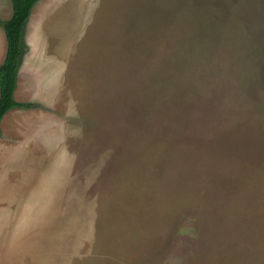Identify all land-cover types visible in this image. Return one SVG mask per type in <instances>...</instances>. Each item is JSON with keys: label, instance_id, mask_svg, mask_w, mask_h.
I'll list each match as a JSON object with an SVG mask.
<instances>
[{"label": "rangeland", "instance_id": "rangeland-1", "mask_svg": "<svg viewBox=\"0 0 264 264\" xmlns=\"http://www.w3.org/2000/svg\"><path fill=\"white\" fill-rule=\"evenodd\" d=\"M23 49L0 264H264V0H38Z\"/></svg>", "mask_w": 264, "mask_h": 264}, {"label": "trees", "instance_id": "trees-1", "mask_svg": "<svg viewBox=\"0 0 264 264\" xmlns=\"http://www.w3.org/2000/svg\"><path fill=\"white\" fill-rule=\"evenodd\" d=\"M12 16L0 19L7 38V52L0 66V122L5 114L16 107L29 108L33 103H19L14 99L18 71L24 54V32L32 8L38 0H11Z\"/></svg>", "mask_w": 264, "mask_h": 264}, {"label": "crops", "instance_id": "crops-1", "mask_svg": "<svg viewBox=\"0 0 264 264\" xmlns=\"http://www.w3.org/2000/svg\"><path fill=\"white\" fill-rule=\"evenodd\" d=\"M1 3H2V1L0 2V5H1ZM6 6L8 7V9H6ZM10 8H11L10 4L5 3V8L1 7L0 11H1V13H4V12H7V10L10 11ZM12 13H13V11H12ZM12 13H10L11 15H9V17H7V19L12 16ZM5 38H6V34H5ZM6 52H7V38H6L5 46L0 48V66L3 64V62L5 60ZM30 59H31V50L29 49L24 56L23 66L20 65L21 67L19 68V71H18L16 89L14 91V99L16 102H19V103H33V106L29 107V108H18V107L14 108V109L9 111V113L7 114L8 116L7 115H6L7 117L5 116L6 118L1 120L2 123L0 126V132L1 131L7 132L9 130V128L7 126H5V124H4L5 122H7V123L9 122V124L12 123V125L9 127L14 129L15 133H17L16 139L14 137H12V139L8 140L7 142H6V140L0 139V156L1 157L6 155V154H10V155L14 156L13 159H17V160L19 159L18 158V152L20 151L21 146L19 145V149H16L15 146H16L17 142L21 141L20 140V138H21L20 134H23L24 132H26V127H28V125H29L28 122H30L31 118L34 120L33 122H35V124H36L37 121L41 122V120L47 116L46 114H44V110L42 108H38V107L35 108L34 104L41 103L43 105H45V104H49V105L51 104L52 105V102L50 100H48L50 97H46V95L43 93L42 88H41V93L43 95H40L39 90L36 91V89H34L36 92L34 91L35 92L34 97H31V94L29 92L31 90V88L30 87L28 88L27 84H23V82H22V81H25L29 77L27 74V71H26V66H27L28 62H30ZM22 115H25L26 119L28 118L27 119L28 124L26 123L24 125H21L24 122V120H22ZM39 116H41V119ZM27 131H29V128L27 129ZM9 132L12 133L13 131L10 130ZM21 142L25 143L24 141H21ZM22 154L23 153L20 154V157ZM21 162H28V160L27 159L21 160ZM11 164L16 165L19 163L16 162V163H11ZM0 165H1V163H0Z\"/></svg>", "mask_w": 264, "mask_h": 264}]
</instances>
